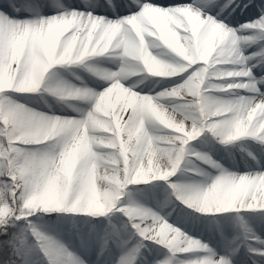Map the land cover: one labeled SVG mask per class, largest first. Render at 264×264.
<instances>
[{
    "label": "snow or ice",
    "instance_id": "obj_1",
    "mask_svg": "<svg viewBox=\"0 0 264 264\" xmlns=\"http://www.w3.org/2000/svg\"><path fill=\"white\" fill-rule=\"evenodd\" d=\"M0 264H264V0H0Z\"/></svg>",
    "mask_w": 264,
    "mask_h": 264
},
{
    "label": "rangeland",
    "instance_id": "obj_2",
    "mask_svg": "<svg viewBox=\"0 0 264 264\" xmlns=\"http://www.w3.org/2000/svg\"><path fill=\"white\" fill-rule=\"evenodd\" d=\"M239 11V10H238ZM46 100L51 101L50 97H45ZM196 147H199V143L197 142ZM215 148L217 151L212 152L213 158L218 160L220 163H222L225 167L229 166V162L227 161V159H222V157H226L227 153H231L232 157L236 160L237 164H242L243 163V159H247L246 156V152L248 150L247 148V143L246 142H239L236 143L232 146H229L227 149H222L219 145H215ZM241 149H245V151H241ZM202 151H209V149L207 148H203L201 149ZM174 180H179L180 182H189V178L188 177H181V176H177L173 178ZM192 179H200L198 177H193ZM138 200H140L141 202H145L144 198L140 195H138L136 197ZM164 200V193L163 192H159L155 195H153L152 197L149 198V206H151V202L154 201H160L162 202ZM178 203V202H177ZM181 207H183L181 205ZM165 211L168 212H172V215L175 216L176 212L172 210L171 206L169 208H167ZM212 217H201L202 220V225L201 227L203 228V231L205 233V235H212L216 233V225L211 223L212 221ZM216 219L220 220L223 219L222 217H216Z\"/></svg>",
    "mask_w": 264,
    "mask_h": 264
}]
</instances>
